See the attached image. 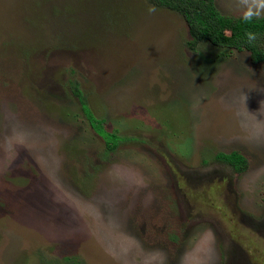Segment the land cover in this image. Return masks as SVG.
<instances>
[{"label": "rangeland", "instance_id": "rangeland-1", "mask_svg": "<svg viewBox=\"0 0 264 264\" xmlns=\"http://www.w3.org/2000/svg\"><path fill=\"white\" fill-rule=\"evenodd\" d=\"M148 5L0 0V264H264V61Z\"/></svg>", "mask_w": 264, "mask_h": 264}, {"label": "trees", "instance_id": "trees-1", "mask_svg": "<svg viewBox=\"0 0 264 264\" xmlns=\"http://www.w3.org/2000/svg\"><path fill=\"white\" fill-rule=\"evenodd\" d=\"M150 1L157 6L172 9L184 18L190 36L187 41L189 48L194 49L201 41H209L218 46L246 49L252 62L264 61V17L244 22L238 17L220 13L213 0ZM247 32L256 33L257 39L249 43L245 35ZM74 93L78 94L76 90ZM217 158L238 171L243 169L246 162L238 151L218 152Z\"/></svg>", "mask_w": 264, "mask_h": 264}, {"label": "clouds", "instance_id": "clouds-1", "mask_svg": "<svg viewBox=\"0 0 264 264\" xmlns=\"http://www.w3.org/2000/svg\"><path fill=\"white\" fill-rule=\"evenodd\" d=\"M229 8L238 13V18L244 22H252L255 19L264 17V0H229ZM155 5H148L149 14L157 12ZM249 43L257 39L253 32L245 33Z\"/></svg>", "mask_w": 264, "mask_h": 264}]
</instances>
